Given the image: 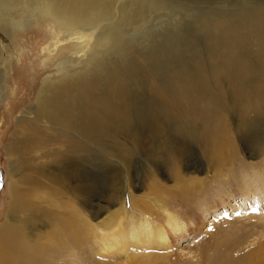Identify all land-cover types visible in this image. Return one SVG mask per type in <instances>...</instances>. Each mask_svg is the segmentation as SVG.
Returning a JSON list of instances; mask_svg holds the SVG:
<instances>
[{
  "label": "bare ground",
  "instance_id": "bare-ground-1",
  "mask_svg": "<svg viewBox=\"0 0 264 264\" xmlns=\"http://www.w3.org/2000/svg\"><path fill=\"white\" fill-rule=\"evenodd\" d=\"M32 24L46 28L50 38L40 73L54 69L56 76L38 81L34 105L11 123L4 151L15 157L8 167L18 189L8 188L0 264L20 263L17 254L34 247L25 246L27 235L45 222L52 225L40 236L51 244L37 249L63 245L72 254L78 247L75 214L68 206L61 211L65 200L49 207L36 198L45 179L63 194L81 195L90 207L98 186L112 187L116 179L117 171L103 165L109 159L129 170L133 159H142L138 155L165 167L184 158L185 168L196 171L194 147L217 176L230 165L234 144L256 158L264 152V0H0L3 36ZM9 64L0 54V97L9 91ZM5 95L0 108L10 112ZM254 174L247 177L257 203L264 201V171ZM180 181L176 194L184 189L189 195L173 198L203 204L200 181ZM243 186L241 202L249 194ZM127 193L131 215L122 225L130 232H119L105 249L122 254L125 242L150 247L157 238L167 245L163 226ZM137 198L147 206L145 195ZM114 214L102 219L108 230L117 227ZM163 219L174 235L186 230L171 213Z\"/></svg>",
  "mask_w": 264,
  "mask_h": 264
},
{
  "label": "rangeland",
  "instance_id": "rangeland-1",
  "mask_svg": "<svg viewBox=\"0 0 264 264\" xmlns=\"http://www.w3.org/2000/svg\"><path fill=\"white\" fill-rule=\"evenodd\" d=\"M24 27V30L20 27L9 28V31L14 32L10 38L3 36L0 31V43H4V48L0 45V54L5 58V61L10 59V78L11 75H15V79L10 82V78L6 77L8 79L6 86L9 87V91L7 95L3 94L0 97L1 101L5 95L3 101L6 104L10 101V105L14 107L10 112L7 107L0 108V114L4 115L0 118V226L6 222L4 213L9 201V185H15V189H18L16 186L17 176H12L8 167L9 160L15 159V157L12 158L10 154H7L6 158L4 151L9 142L12 129L10 127L13 125L11 123L15 116L20 114V111L34 105L38 81L44 76H56L54 69L47 72L42 70V74L40 73L42 62L46 57L43 50L50 42L48 31L43 26L37 27L34 24ZM120 140L130 147L131 144L128 140ZM192 148L195 151L192 152V157L199 162L197 163L199 169L196 171L194 168L192 170L188 167V169L185 168L184 158L165 167L161 163L157 164L154 157L146 161L148 158L143 159L141 155H138L142 159H133L129 170H122L120 162L109 159L103 165L117 171L116 179L113 181L112 187L98 186V195L94 197L95 199L93 198L94 201L90 207L81 195L70 196L67 192L63 194L59 184H52L48 179H45L44 189L37 193L36 198L44 202V206L49 207V204L57 205L58 202L62 203L65 200L61 211L64 212L66 206L73 210L71 212L75 214L79 245L72 254H68L63 245L57 249H37L51 244L49 240L40 236L48 234L52 225L45 222L27 235L29 238L24 240L25 246L34 247L27 253L24 248L22 256L20 253L17 254L18 259L15 262L21 261V264H264V201L255 203L252 200L250 189L253 187H250L252 182L248 180V175L255 176L254 173H259V170L264 171V166L257 164L258 161L264 163V152L256 158L249 156L244 147L240 146L239 148L237 144H234L233 151L228 154V158L231 160V163L228 160L230 165H227V170L219 172L216 176L212 170L214 167L209 168V162L206 163L204 159L202 160L199 150ZM102 161L104 160L102 159ZM244 165L249 167L248 170L243 168ZM238 166L239 168H237ZM145 173L147 175L149 173V178H145ZM100 174L101 172L98 173V175ZM193 178L200 181L198 188L201 190V194L199 196L201 198L202 195L204 199L203 204L198 203L199 206H196L197 203L194 201L196 207L189 206V201H186V204H181L173 198V195H176L177 198L184 199V194L189 195L185 191L181 192L184 189L176 194L178 188L181 189L177 185L180 180V183L183 184L187 179ZM117 182L120 186L117 185ZM244 184L246 187L249 185L247 188L249 194L245 195L247 200L241 202ZM53 190L61 196L54 197ZM202 190H204V195ZM128 191L133 196L131 201H136L143 212L149 211L155 221L163 226L164 230L161 236L167 238V245L158 243L159 238H157L150 240L151 242L148 241L147 245L150 247H140L142 244L135 246L133 241L125 242V247H127L122 254L115 249L114 251L105 249L117 241L119 232L123 230L126 233L130 232V228L122 225L123 220L131 215L130 205L125 199L129 195ZM138 195H145L146 199L141 198V200L147 206L140 204ZM67 199L69 202H66ZM186 200L192 201L191 196H188ZM122 203H124L123 206ZM231 203L232 205L236 204L231 206ZM55 207L57 208V206ZM189 207H191L190 210ZM113 213H115L117 227L108 230L109 227L104 224L105 222H102V219L113 215ZM168 213L174 216L179 225L186 228L184 232L178 235L171 233L164 219L162 220V217L167 216ZM83 230L86 231V234ZM32 235H36L35 239H40L38 244L35 239H32ZM22 257H24V262L20 260Z\"/></svg>",
  "mask_w": 264,
  "mask_h": 264
}]
</instances>
